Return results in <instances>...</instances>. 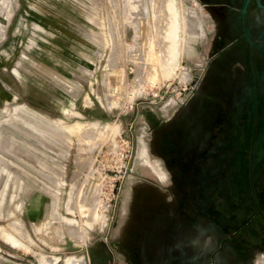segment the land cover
Returning a JSON list of instances; mask_svg holds the SVG:
<instances>
[{
	"label": "rangeland",
	"instance_id": "374dc122",
	"mask_svg": "<svg viewBox=\"0 0 264 264\" xmlns=\"http://www.w3.org/2000/svg\"><path fill=\"white\" fill-rule=\"evenodd\" d=\"M194 19L190 0H0V264H84L98 247L135 108L167 113L188 85Z\"/></svg>",
	"mask_w": 264,
	"mask_h": 264
},
{
	"label": "flooded vegetation",
	"instance_id": "af4514ba",
	"mask_svg": "<svg viewBox=\"0 0 264 264\" xmlns=\"http://www.w3.org/2000/svg\"><path fill=\"white\" fill-rule=\"evenodd\" d=\"M190 1L187 102L131 127L94 264H264V0Z\"/></svg>",
	"mask_w": 264,
	"mask_h": 264
},
{
	"label": "water",
	"instance_id": "95a60500",
	"mask_svg": "<svg viewBox=\"0 0 264 264\" xmlns=\"http://www.w3.org/2000/svg\"><path fill=\"white\" fill-rule=\"evenodd\" d=\"M184 61L188 62V60H186L185 57H183V63H184ZM192 65H193V67H195L194 64H192ZM187 99H188V94L186 93L180 99L175 100L173 108L177 109V108L185 105V103L187 102ZM160 105H161V103L156 104V105L153 106L155 111L159 112V110H160L159 108L161 107ZM146 108H147V106H139V107L135 108L134 113H133L134 114V116H133V119H134L133 125H135L137 123V121L141 118V116L143 115V112H144V110ZM132 171H133L132 166H128L126 168V170H125L124 175H123L122 185L120 187L119 194H117L116 201H115V214H114V216L111 219V227L116 222L117 213L126 206L128 200L130 201V197L129 196L131 194V189L129 187H127V185H128L129 182H131ZM92 251H93V247H90V248H88L85 251V255L83 257L84 264H89V262L93 263Z\"/></svg>",
	"mask_w": 264,
	"mask_h": 264
},
{
	"label": "bare ground",
	"instance_id": "6f19581e",
	"mask_svg": "<svg viewBox=\"0 0 264 264\" xmlns=\"http://www.w3.org/2000/svg\"><path fill=\"white\" fill-rule=\"evenodd\" d=\"M160 2V1H159ZM173 2V1H172ZM170 1L166 4V1H165V9H169V10H173V8L171 9V7L173 6V3H171V6H170ZM175 8V7H174ZM168 11V10H167ZM167 11H165V12H167ZM172 13H173V11H171ZM167 13H170V12H167ZM175 13V12H174ZM173 13V17H171L170 19H173L174 20V29H173V33H172V31H169L167 28H165V31H164V37H166L167 36V30H168V33H170V35L169 36H171V35H173V36H171L172 37V39L169 37V38H167V39H171L172 41H170L169 42V40H168V43H169V45L166 43L163 47H164V49H166L165 50V54L163 55V51H161L160 52V55L161 56H163V57H161L160 56V58L163 60V61H161L163 64L162 65H164L167 69H165V70H167L168 72V74L170 75L171 73H175V71H176V67L178 66V64H180L179 63V61H178V54H179V52H178V46H179V35H178V20H177V13L176 14H174ZM172 15V14H171ZM170 15V16H171ZM175 17V18H174ZM172 20V21H173ZM168 24H169V22H168ZM169 25H171V24H169ZM168 26V25H167ZM169 27V26H168ZM171 27H172V25H171ZM168 37V36H167ZM166 39V38H165ZM167 49L169 50V51H167ZM163 50V49H162ZM154 60L155 59H150V65L153 67V63H154ZM153 62V63H152ZM155 63H156V61H155ZM154 65H157V63L156 64H154ZM163 69H164V67H163ZM165 70H163V71H165ZM167 73L165 74V72H164V76H166L167 75ZM83 128V127H82ZM74 129V128H73ZM75 129H77V128H75ZM79 129V128H78ZM83 129H86L85 127L83 128ZM83 129H81V130H83ZM80 130V129H79ZM78 130V131H79ZM80 130V131H81ZM89 140V139H88ZM141 157V156H140ZM79 184V183H78ZM78 184H76L77 186H78ZM75 184H74V186H76ZM74 190H75V187H74ZM77 191V190H76ZM74 191H72L71 193H73ZM74 194V193H73ZM73 202V199H72V194L70 195V204ZM19 205V204H18ZM18 205H17V207H18ZM15 209H16V207H15ZM83 264V263H82Z\"/></svg>",
	"mask_w": 264,
	"mask_h": 264
},
{
	"label": "built area",
	"instance_id": "2783aa9c",
	"mask_svg": "<svg viewBox=\"0 0 264 264\" xmlns=\"http://www.w3.org/2000/svg\"><path fill=\"white\" fill-rule=\"evenodd\" d=\"M183 90L184 89H180L179 88V93H177L176 95H175V98H174V100H177V99H180V97H181V94L183 93ZM124 139H125V143L127 144V150L129 149V147H130V140H129V136H124ZM128 154H127V151H126V155L124 156V158L122 159V163L121 162H119V164H120V169H119V171H117V173H118V179H117V182L120 180V178H121V176H122V172H124V170H125V168H126V162H127V159H128ZM116 182V183H117ZM115 194V195H114ZM113 195H114V199H113V202H112V204L113 205H107V214H108V217H109V220H110V218H111V216H112V212H113V208H114V200H115V198H116V193L114 192V189H113Z\"/></svg>",
	"mask_w": 264,
	"mask_h": 264
},
{
	"label": "crops",
	"instance_id": "0c3cea01",
	"mask_svg": "<svg viewBox=\"0 0 264 264\" xmlns=\"http://www.w3.org/2000/svg\"><path fill=\"white\" fill-rule=\"evenodd\" d=\"M31 210H35V209H31Z\"/></svg>",
	"mask_w": 264,
	"mask_h": 264
}]
</instances>
